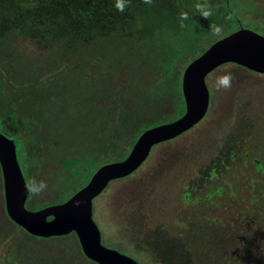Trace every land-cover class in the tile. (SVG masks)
I'll use <instances>...</instances> for the list:
<instances>
[{
  "label": "trees",
  "instance_id": "1",
  "mask_svg": "<svg viewBox=\"0 0 264 264\" xmlns=\"http://www.w3.org/2000/svg\"><path fill=\"white\" fill-rule=\"evenodd\" d=\"M159 2L130 0L120 12L115 0H109L100 14L91 0L85 5L89 8L73 17L28 9L6 14L7 7L0 2V131L18 141L28 187L31 179H40L47 161H56L69 174L55 181L64 186L53 191L49 202L38 203L40 195L34 196L29 188V202L38 206L33 209L65 201L99 166L118 160L122 148L123 159L144 130L169 121L164 119L168 115L172 121L184 113L182 74L200 54L193 56L201 43L174 36L200 32L190 18L181 23V12H175L171 21H148ZM160 10L170 13L163 4ZM90 63L98 75L93 88L83 92L90 82L80 83L76 70ZM63 88L73 94L68 104L60 100L58 108L60 115L74 107L68 122L74 132L71 142L61 139L57 124L46 120L55 113V93ZM150 113L160 120L149 123ZM81 173L88 174L87 181L78 186ZM0 196L4 208L1 169Z\"/></svg>",
  "mask_w": 264,
  "mask_h": 264
},
{
  "label": "rangeland",
  "instance_id": "2",
  "mask_svg": "<svg viewBox=\"0 0 264 264\" xmlns=\"http://www.w3.org/2000/svg\"><path fill=\"white\" fill-rule=\"evenodd\" d=\"M89 1L91 0H0L7 7L6 14L10 11L18 12L19 9H28L43 15L63 14L72 17L79 14L78 10L89 8L85 6ZM92 1L95 2V12L100 14L102 13L101 8L109 3V0ZM134 2H141V0H134ZM200 3H207L213 9L211 17L204 18L199 15L197 5ZM160 4L168 7L170 13H161ZM184 11L190 13L191 23L200 35L195 33L185 37L177 33L174 38H192L197 41L196 43H201L194 48L193 56L201 54L212 43L239 28L249 29L264 36V0H160L147 20L155 21L158 18L160 22L171 21L177 12ZM192 12L198 15L193 16ZM212 24L220 25L222 30L219 33L215 32L210 27ZM188 49L191 50L189 44H187ZM93 65L90 63V67L76 70V74L80 75V83L90 82L89 90L83 92L90 91L94 86L93 80L98 72ZM226 74H231L233 77L229 88H223L218 83L219 79ZM206 83L210 92V102L205 116L182 134L153 145L147 158L136 170L125 177L110 181L105 189L93 199V218L101 231V240L104 245L133 257L140 264H208L209 259L216 261L220 259V256L223 257L221 254H228L230 246L235 243L232 239L234 236L225 235L223 245H220L219 249L216 248L217 252L211 249L204 250V247L207 249L210 232H207V236L205 230H196L193 232L195 234L190 233L187 236L182 226L187 214V211L185 212L186 203L183 202L182 195L173 190L175 201L171 212L169 197L171 191L169 189L174 187L176 181L179 183L177 187L181 185L203 187V182H206L209 176L207 166L211 165L209 161L211 158L207 157V149L214 145L211 151L216 150L217 147L219 154L228 153L231 146L218 145V139L230 131L227 143L232 145V135L237 133L235 127H238V122L242 121L240 114L248 116L250 119L249 132L255 133L257 141L264 144V138H262V132H264V74L228 62L211 71L206 76ZM72 95L69 88L59 89L54 95L55 113L51 114L52 116L50 114L46 116L48 122L57 124V135L63 132L61 139L64 138V141L70 142L74 139V132H72V125L68 122L73 117L74 107L61 112L60 115L64 117L59 115L58 108L60 100L68 104L73 100ZM171 117L173 116L168 115L164 119L170 121ZM156 120L160 119L155 113H150L149 123ZM112 121L109 119L108 123ZM65 124H68V129ZM108 128L111 130L112 126L109 124ZM261 143L256 152L252 151L250 154L255 159L258 157L262 163L264 158L261 159L259 156L264 157V154L261 155L264 145ZM17 144L20 148L18 141ZM71 148L69 146L67 150H72ZM125 152L126 150L122 148L118 156L115 155L116 159L121 160ZM17 157L25 180L28 182L23 159L18 149ZM248 157L245 158L248 159ZM228 162L231 164V161ZM248 162L244 168L246 171L249 170V165L252 168V164ZM190 163L194 166L186 177H179L175 174ZM257 166V169H260L258 164ZM196 169L198 173H195ZM250 173L248 171L247 174ZM87 176V173H81L76 184L83 185L87 181ZM58 177H61L60 180L68 178V171L61 168L56 161H47L42 164L39 180L45 181L48 187L40 194L38 203L49 202L53 196L55 197L53 191L60 186L55 182ZM243 184L246 185L245 182ZM62 186L64 185L60 187ZM242 195L238 194L241 200H243ZM29 201L30 199H27L25 203L27 208L38 207L34 204L36 201L32 204ZM244 208L248 212V206ZM4 209L0 196V246L3 245L0 247V264H98L83 254L74 232L51 237L34 236L10 220ZM199 212L194 209L192 213V221L196 225L200 223L199 216H197ZM210 212L212 215L208 216L211 218L215 215L219 217V223L211 227L224 228V232L230 231V222L237 228L247 227L249 223L247 218L239 219L232 208L220 210L218 213H214V210ZM194 227L197 228V226ZM243 242L246 247L249 246L247 240Z\"/></svg>",
  "mask_w": 264,
  "mask_h": 264
},
{
  "label": "water",
  "instance_id": "3",
  "mask_svg": "<svg viewBox=\"0 0 264 264\" xmlns=\"http://www.w3.org/2000/svg\"><path fill=\"white\" fill-rule=\"evenodd\" d=\"M228 62L264 74V36L239 28L212 43L183 71L184 113L172 121L144 130L123 159L99 166L88 182L63 202L39 209L26 207L30 191L18 161L16 144L0 131V169L7 216L34 236L51 237L74 232L83 254L98 264H140L133 257L102 243L100 229L93 218V199L110 181L136 170L153 145L182 134L203 118L210 100L206 76Z\"/></svg>",
  "mask_w": 264,
  "mask_h": 264
},
{
  "label": "flooded vegetation",
  "instance_id": "4",
  "mask_svg": "<svg viewBox=\"0 0 264 264\" xmlns=\"http://www.w3.org/2000/svg\"><path fill=\"white\" fill-rule=\"evenodd\" d=\"M240 117L242 121L238 122V127H235L237 133H233L232 135L233 146L229 142L227 143L230 138V131L226 132L218 139V145L225 144L231 146L227 154H219L217 152L219 150L217 147L216 150L211 151L214 145L207 149L208 155H206L211 158V160H209L211 161V165L207 166L209 167L207 169V173H209L208 180H205L207 183L203 182V187H196V185H194V187H188V185L177 187L179 183L176 181L174 187L172 186L169 189V191H171V196H169L171 207L175 201L174 191L181 194L183 202L186 203L185 212L187 211V214L185 221L182 222V226L187 236L194 231L196 232V230H205L207 236V232H210L207 241L208 246L207 249L204 247V250L211 249L217 252L219 246L223 245L225 235L234 236L232 239L235 243L230 246V251H227L228 254H221L223 257L221 258L220 256V259L216 261L209 259L211 262L209 261L208 264H264V162L262 161L261 163L258 157L255 159L254 156L250 154L252 151L256 152L261 142L257 141L255 133L249 132L250 119L248 116L240 114ZM262 136V138H264V132H262ZM15 144L16 150L18 149L20 153L18 144L16 142ZM248 149L250 150L249 153ZM262 154H264V150L261 155ZM246 156H249L248 159L245 158ZM259 157L261 159L264 158L262 156ZM228 161H231V164H229ZM241 161L243 162L242 164L240 163ZM248 161L252 164V168L251 165H249V170L246 171L244 168L248 165ZM192 163L185 165L182 171L176 172L175 174L179 177H186L194 166ZM256 163L260 166V169H257L258 166ZM248 171L251 173L247 174ZM196 172L198 173L197 169L195 170V173ZM236 179L237 181H235ZM244 182L246 185L243 184ZM195 190L197 192H194ZM219 190L220 192H218ZM238 194H243V200L240 199ZM247 199H249V202H247ZM246 205L248 206V212L244 210ZM226 208H232L234 214L236 213L239 219L241 217L247 218L249 220L247 227L241 226L237 228V226L235 227V225L230 222V231L224 232V228H212L211 225L213 226L219 223V217L215 215L211 218L210 216L212 214L210 210H214V213H218L220 210L223 211ZM194 209H197L198 212L199 209H201V212L197 215L199 216L200 225H196V223L192 221ZM172 211L173 207L171 212ZM194 226H197V228ZM244 240L249 242L248 247H246L244 242L242 243ZM238 245H240L239 248ZM232 251H234V253H232Z\"/></svg>",
  "mask_w": 264,
  "mask_h": 264
},
{
  "label": "clouds",
  "instance_id": "5",
  "mask_svg": "<svg viewBox=\"0 0 264 264\" xmlns=\"http://www.w3.org/2000/svg\"><path fill=\"white\" fill-rule=\"evenodd\" d=\"M130 0H115V8L120 11L124 12L128 3ZM197 11L200 16L204 18H209L213 15V9L207 4V3H200L197 5ZM189 19V13L188 12H181L180 13V21L183 23L184 21ZM214 29L215 32L219 33L222 29L220 25L212 24L210 25ZM232 75L231 74H226L222 76L218 83L220 86L223 88H229L231 86L232 82ZM48 185L46 184L45 181L43 180H37L35 178L31 179L30 181V191L34 196H38L41 193H43L47 189Z\"/></svg>",
  "mask_w": 264,
  "mask_h": 264
}]
</instances>
